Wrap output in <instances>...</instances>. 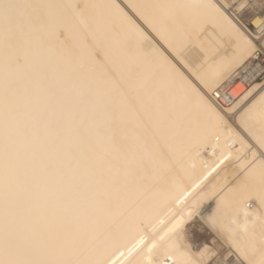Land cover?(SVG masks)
<instances>
[{"label": "bare ground", "instance_id": "obj_1", "mask_svg": "<svg viewBox=\"0 0 264 264\" xmlns=\"http://www.w3.org/2000/svg\"><path fill=\"white\" fill-rule=\"evenodd\" d=\"M116 2L140 6L151 27L125 11L143 37L106 7L112 0H0V238L6 179L11 227H34L41 237L27 251L0 243V261L195 262L199 253L183 231L199 215L237 262L264 264V82L237 84L235 101L220 107L213 93L238 70L228 58L193 67L185 53L189 67L177 64L173 54L183 52L187 34L202 25L222 35L228 56L238 51L226 23L203 6L208 0ZM241 2L248 13L264 4ZM4 4L36 7L11 9L22 28L9 31ZM246 21L255 43L264 19L252 15ZM6 97L12 104L7 173ZM28 101L46 115L49 135L59 132L60 150L72 165L66 175L52 173L32 188L31 212L22 222L16 153L42 139L32 130L35 113L25 111ZM210 202L213 208L201 214ZM245 223L241 231L237 225Z\"/></svg>", "mask_w": 264, "mask_h": 264}, {"label": "snow or ice", "instance_id": "obj_2", "mask_svg": "<svg viewBox=\"0 0 264 264\" xmlns=\"http://www.w3.org/2000/svg\"><path fill=\"white\" fill-rule=\"evenodd\" d=\"M209 9L213 17L218 20H222L226 23L229 33L237 41V52H233L231 56L224 51L222 47L223 37L220 33L216 32L215 27L211 25H202L197 29L191 30L184 43V51L179 55L173 54V58L177 64L187 69L189 64L186 63L185 53L191 57L192 65L196 63H203L205 61H213L227 57L230 66L236 67L241 75H246L249 71V65L246 61L252 57H260L264 59V25H261L260 38L254 43L253 40L248 38L245 30L244 23H247L244 15L241 12L246 8V4L239 2L231 4L222 2V0H208V3L203 5ZM3 21L7 26V29H20L22 28L21 18L13 15L10 10L21 7H36L34 5H20V4H4L3 6ZM47 7H58L57 5H47ZM110 10L117 14L123 21L130 24L135 31L143 37L144 33L137 27L125 8L132 10L144 24L151 27V22L147 17L143 16L140 12V6L136 4H126L121 7L116 0H112V3L107 5ZM79 10L77 9V14ZM59 28V25L57 26ZM16 62H20V58H16ZM264 67V66H262ZM55 96V91L50 92V97ZM25 111H31L35 113L32 123L33 132L42 137L41 142L38 144L28 143L24 148L17 152L18 159L22 161L21 167L17 169L18 175L22 178V186L17 201V209L20 213V219L22 222L28 220L31 212L30 199L32 196V188L41 180L52 179V173L59 175H66L67 170L72 165V157L66 151H61L59 145L62 143L59 132L55 136H50L48 133V120L44 113L39 109L32 101L25 103ZM12 111L11 101L6 97L4 100V112H5V124H4V146L3 156L6 162L5 171L7 173V161L12 157V140H11V119L10 113ZM224 116L217 115V119L223 121ZM17 132H20V127L17 126ZM30 132L29 135H32ZM264 143V139L261 140ZM262 184H264V176H262ZM4 227L3 236L0 238V243L4 245L6 249H21L30 250L34 245L40 242L41 237L34 227L25 226L21 229H13L11 227V215L12 205L9 200L8 181L5 180V193H4ZM207 224L214 226L213 217H207ZM200 259L193 262L187 261L186 264H229V262L222 258H217V251L213 245H204L197 249ZM0 264H56L51 261L40 260H4L0 261Z\"/></svg>", "mask_w": 264, "mask_h": 264}, {"label": "rangeland", "instance_id": "obj_3", "mask_svg": "<svg viewBox=\"0 0 264 264\" xmlns=\"http://www.w3.org/2000/svg\"><path fill=\"white\" fill-rule=\"evenodd\" d=\"M242 0H239L241 2ZM231 4L237 3V0H229ZM264 5V4H263ZM261 5L252 11L251 14L248 13L247 10L242 11L241 14L244 15L245 20H248L252 15H259L261 18H264V6ZM257 9V10H256ZM247 12V13H246ZM249 15L248 17H246ZM264 82V78L259 81ZM250 207L254 205V203H249ZM214 206L213 202H210L208 204H205L204 207L201 210V214L209 212ZM204 211V212H203ZM200 214V215H201ZM185 234L184 238L185 241L191 246L192 249L196 250L199 247H202L203 245H213L215 250L217 251V258L225 259L229 262V264H235L237 262V258L232 252V250L226 246V244L202 221L199 215H197L193 222L185 227L184 231ZM211 240V241H210ZM232 252V253H231ZM227 255V256H226ZM236 264H244L243 261H238Z\"/></svg>", "mask_w": 264, "mask_h": 264}, {"label": "built area", "instance_id": "obj_4", "mask_svg": "<svg viewBox=\"0 0 264 264\" xmlns=\"http://www.w3.org/2000/svg\"><path fill=\"white\" fill-rule=\"evenodd\" d=\"M247 63L250 71L246 75H241L237 70L228 81L215 90L212 99L218 106H228L235 101L233 91L237 84L247 87L249 84L259 82L264 78V67H262L264 66V59L252 57Z\"/></svg>", "mask_w": 264, "mask_h": 264}, {"label": "clouds", "instance_id": "obj_5", "mask_svg": "<svg viewBox=\"0 0 264 264\" xmlns=\"http://www.w3.org/2000/svg\"><path fill=\"white\" fill-rule=\"evenodd\" d=\"M244 215L246 216V215H247V213L245 212V213H244ZM233 224H235V221H233ZM237 227H239V229H240L241 231H246V230H247V227H248V225H247V223H245V224H240V225H237Z\"/></svg>", "mask_w": 264, "mask_h": 264}]
</instances>
